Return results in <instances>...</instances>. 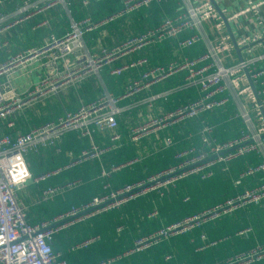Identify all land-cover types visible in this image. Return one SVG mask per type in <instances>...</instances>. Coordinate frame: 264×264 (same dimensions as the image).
I'll use <instances>...</instances> for the list:
<instances>
[{
    "label": "built area",
    "instance_id": "obj_1",
    "mask_svg": "<svg viewBox=\"0 0 264 264\" xmlns=\"http://www.w3.org/2000/svg\"><path fill=\"white\" fill-rule=\"evenodd\" d=\"M14 0H0V7ZM30 0H24L19 13L27 12L32 6ZM59 0H46L41 5L32 7L33 13L47 11ZM68 1V0H60ZM169 0H119L120 8L101 21L93 22L90 18L80 21L70 19L68 31L60 37L48 36L41 47L26 50L9 56L0 63V124L12 129L17 117L27 109H32L48 95L74 88L91 76L98 75L103 67L110 69V76L120 77L126 72L140 70L137 76L129 81L119 96L104 94L96 100L82 104L74 112H65L56 120L32 127L29 132L14 136L0 134V264H67L60 260V255L52 249L53 237L60 231L90 219L99 214L115 210L120 206L149 193H157L162 197L176 183L188 177L197 176L200 180L213 177L216 168L223 172L234 160L247 155H255L259 162L239 175L233 185L239 187L241 182L252 179L253 187L237 192L231 198L216 204L202 212L186 217L169 226L161 227L156 232L137 239L133 247L125 255L142 252L170 238L181 236L205 224L231 216L249 205L264 202V68L257 64L264 60L263 56H252L251 45L259 39L235 37L233 41L226 34L227 24L236 21L239 16L253 15L261 21L260 10L264 0L246 1L244 10L228 15L223 6L230 0H171L177 4L179 11L174 18H164L156 27L141 34L128 36L110 48L98 47L88 50L83 42L86 34L105 27L151 5H160ZM88 3L85 1L83 5ZM216 7L218 9H216ZM7 17L0 13V35L10 27L19 23H8ZM46 23H42L44 26ZM188 34L187 37L182 35ZM175 41L176 54L196 44H202L204 54L188 59L176 58L164 65L148 67L145 57L131 60L119 67L111 68L121 57L142 51L165 41ZM8 46L6 41L0 42V53ZM239 51L238 60L233 61V54ZM32 61L38 62L41 72L40 81L33 89L17 92L12 81L14 74L22 73ZM183 73V85L175 90L158 95H151L143 101L149 112L153 111V103L168 95L187 89H194L198 98L188 104L176 107L157 116H148L140 125L133 127L129 133V141L138 143L152 134L166 131L178 124L198 119L201 115L212 113L231 103L235 108L234 118H239L243 129L233 139L218 143L213 137L214 127L202 121L197 134L198 144H189L173 155L174 163L135 183L126 184L114 190L104 184V193L89 201L72 206L47 221L30 225L26 222V208L20 203L17 193L23 190L29 181L35 185L46 182L64 171L73 169L85 162L99 160L107 152L117 148L120 135L117 132V118L128 107L121 103L131 100L155 85L165 82L173 76ZM106 132L108 145L99 147L91 137V128ZM69 133L78 138L90 141L88 149L77 155H67V162L62 167L32 176L28 170L25 157L38 154L41 150L53 149L60 153L58 147L61 139ZM171 138L161 141L162 149L173 146ZM137 159L125 165L113 166L109 170L101 169L100 177L109 178L112 173L136 163ZM27 172L26 177L21 173ZM81 186L80 180H68L54 186L41 189L38 203H47L63 197ZM155 216V213H153ZM249 229L240 232L246 234ZM95 238L85 240L75 249L86 248L95 242ZM202 246L214 247L216 242L205 245V235L200 236ZM171 256L165 261L169 262ZM264 259V244L238 253L224 263L215 264H253ZM113 259L102 260L96 264H111ZM182 264V263H176Z\"/></svg>",
    "mask_w": 264,
    "mask_h": 264
},
{
    "label": "trees",
    "instance_id": "obj_2",
    "mask_svg": "<svg viewBox=\"0 0 264 264\" xmlns=\"http://www.w3.org/2000/svg\"><path fill=\"white\" fill-rule=\"evenodd\" d=\"M118 3V0H100L96 5L94 4L91 7V13L93 10H97L100 14H96L94 16L95 18H91V20L93 22H98L115 13L120 8ZM103 6L107 9L110 8V10L103 18H99L103 12L107 11L103 9ZM178 11L179 7L177 4L169 0L160 5L154 4L148 8H143V10H139V13L135 14V12L119 19L114 22V24L123 21L122 23L127 29L134 23L137 24L135 31H130L132 34L130 36H134L158 26L164 18H174ZM137 22H139V24ZM86 36L87 34L84 37ZM187 36L188 34L182 35V37ZM160 48V54L156 60L151 61L145 57L148 61V67L164 65L176 58L186 57L188 59H194L205 52L202 44H196L176 54L175 41L173 40L163 42ZM165 53L167 54L166 59H164L166 56ZM139 72L140 70H136V76ZM136 76L128 79L126 78L122 83H118L119 87L123 89V87ZM184 76L183 73H180L158 84L151 89V94L158 95L181 87L184 82ZM93 83L94 82L91 81L80 86L85 96L87 94V88H89L91 84L93 85ZM197 98L198 94L196 90H182L155 101L151 113L148 112L146 108L145 110L144 108H140L131 112L128 118L125 114L118 117L117 132L121 137L120 146L117 143V147L119 146V148L105 153L98 161L85 162L37 185V187L43 188L54 186L68 180L79 179L83 181V185L80 188L67 193L62 198H56L53 201L30 208L26 211V222L30 225H34L47 221L65 212L72 206H79L93 197L100 196L104 193V184L109 185V190H114L126 184L135 183L171 166L174 163L172 159L173 155L189 144L185 142L186 135L188 133L193 135L198 134L202 121L214 127L213 137L218 143L225 142L238 136L243 129V125L239 118H234L235 108L229 103L221 109L214 110L212 113L201 115L198 119L178 124L160 133L155 140L151 138L150 140H145L138 144H132L128 141L130 133L128 129L138 126L137 124L139 123V117L141 115H146V118L148 116H157L161 112H168L176 107L191 103ZM40 116L41 115L28 117L32 121V119L39 118ZM58 118L59 117L56 119ZM18 120L19 119H15L14 125ZM47 122L45 121L42 124ZM16 125L22 127L23 121L19 120ZM0 134H4V132ZM7 134L12 136L14 132L8 131ZM91 137L93 142L99 147L108 145V135L106 132L101 133L93 127L91 128ZM165 137L171 138L174 144L171 148L160 151L162 148L161 141ZM68 138L70 142L80 143L81 150L79 153L89 148L90 141L87 138H78L76 135L72 134ZM86 141L89 142L88 148L85 149ZM151 143H153L152 149L158 150V153H153L151 156L143 158L138 163L126 166L112 173L109 178L100 177L101 167L105 170H109L113 166L125 165L139 156L141 157L143 149H148V151H150ZM47 151L48 153L45 154V156H47L45 160L42 158L44 153L40 155L30 153L25 157L28 170L32 176L36 177L66 164L67 160L65 161L63 154L60 153L61 155L58 154L59 156H54L53 149H48ZM258 162L259 160L255 155H247L229 163L224 172L220 168H216L213 177L210 179L200 180L197 176L188 177L176 183L175 186L166 191L162 197H159L157 193H149L143 197L130 201L127 203V206L121 210L108 211L75 224L58 232L53 237L52 249L55 253L60 255V260L65 261L67 264H93L100 262L114 254L123 252L124 250L121 249V247H127L128 236H143L138 233L139 228H144L148 231L145 234L148 235L156 232L161 227L169 226L186 217L222 203L234 196L237 192L253 187L255 183L252 179L243 180L239 187H235L233 183L238 180L240 174L249 167L257 165ZM153 211H156V215L148 219L147 216ZM123 225L128 227L127 230L117 233L116 229ZM247 229H249L248 233L239 234ZM201 235H205L206 237L205 245L211 242H216V245L214 247H205L202 251H196L201 246L199 240ZM91 237H97L98 240L83 250H71L75 244L88 240ZM257 244H264V202L259 205H249L231 216L207 223L200 229H195L181 236L162 241L143 254L132 258L131 263L172 264V261H164L165 256L170 254H174V261L183 262L185 264L224 263L227 259ZM172 249L174 250L172 251ZM253 264H264V259Z\"/></svg>",
    "mask_w": 264,
    "mask_h": 264
},
{
    "label": "crops",
    "instance_id": "obj_3",
    "mask_svg": "<svg viewBox=\"0 0 264 264\" xmlns=\"http://www.w3.org/2000/svg\"><path fill=\"white\" fill-rule=\"evenodd\" d=\"M85 1L88 3L86 6L83 5V2H85ZM99 1L100 0H68V1H60L59 0L56 2V4L53 6V8H51L47 11H44L43 13H40V14L33 13L32 7L37 6V5H41L42 3L46 2V0H30L29 4L32 7L27 12H22V13H19L18 11L24 5V0H14V1H11L10 3L3 4L0 7V13L3 16L7 17L8 21H9L8 23L13 22V21H19V23L10 27L8 30H6L5 32H3L0 35V42L6 41L8 43L7 48L0 53V63L4 62L9 56H13L15 54H18V53L26 51V50H32V49H36V48L41 47L42 44L44 43V41L50 35H54L56 37L62 36L64 33H66L68 31L70 19H73L74 21H80V20L87 18V17L90 19L95 18L94 16L96 14L99 15L100 12H98L97 10L96 11L93 10L94 13H93V11L91 13V7L94 4L96 5ZM252 1L258 2L259 0H252ZM118 2H119V0H118ZM118 5H120V2L118 3ZM245 5H246V1H244V0H230L226 3H224L222 7L227 9L228 10L227 12L229 13L228 15L231 16L235 13L237 14L240 11L244 10ZM103 9H106L107 11L103 12V14L101 16H99V18H103L105 16V14L108 13V11L110 10V8L107 9V8H104V6H103ZM137 13H139V11H137L135 14H137ZM259 15H260L259 19H261L260 22H258L257 19L255 17H253V15H249V14L247 15L246 14L245 16H239L236 19V21H234L232 23V25L230 23L228 24L229 28H230L231 35H229L227 29L225 31L227 35L232 36L233 38L238 36V37H250L251 39H259L258 42L252 43L253 45H251V48H250L252 50V56H254V57L264 55V6L261 8ZM44 22L46 24L44 26H41V24ZM122 22L116 23V24L112 23L110 25H106L105 27L99 28L92 33H88L87 36L83 38V42H84L85 47L90 51L96 50L99 46L100 47L102 46L104 48H110V47L114 46L116 43L125 39L126 37L132 35L130 33V31H135V29H136L135 27L137 26V24L134 23L130 28L127 29L124 27ZM137 23L139 24V22H137ZM128 27H129V25H128ZM160 45L147 47V48L143 49L142 51L127 55L125 57H121L118 61H116L112 64L111 68L119 67L121 65L128 63L131 60H135V59H138L141 57H146V58L150 59L151 61L156 60L160 54L159 53V50L161 49ZM232 56H233L232 62H236L238 60V55L236 54V52H234V54ZM166 58H167V54L164 57V59H166ZM257 67L264 68V60L262 62L258 63ZM104 70H106V71H104ZM109 72H110V69L107 67V68L103 69L100 74L89 77L88 79L83 81L77 87L62 90V91L58 92V94H55V95H48L40 103H38L34 107H32V109L25 110L21 116L16 118V119L23 121L22 127H19L18 125H16V123L19 120L15 123V125L12 129H6L4 125L0 124V133L4 132V134H7L8 131H13L14 134H12V136H14L15 134H18V133H26V132L30 131L32 127L39 126L40 124L44 123L45 121L46 122L50 121V120L53 121L57 117L62 116L65 112H74L82 104L92 102V100L93 101L96 100L101 95H104L107 93L111 94V95H120L122 92V87L120 88L118 83H122L126 78L128 79V78H132V77L136 76L135 70H132L130 72H126L118 78L110 76ZM40 79H41V72L38 70V62L32 61V63L30 65H28V67L22 73L17 72L14 74L12 83H13L16 91L21 93V92H25L27 90L33 89L34 85H36L40 81ZM91 81H93L94 83H93V85L91 84V86H89V88H87V90H86L87 94L85 96L84 93L81 91L80 86L81 85L83 86L86 83L91 82ZM155 86H157V85H155ZM151 89L149 91H144V92L140 93V95L134 97L131 100L129 99V100L123 101L121 103L122 107H128V109L123 113L127 116V118L129 117V114L131 112H133L134 110H138L140 108H144V110L146 108L147 111L149 112L147 106L143 103V101L152 95ZM123 114L121 116H123ZM39 115H41L39 118L37 117L35 119H32V121L29 119V117H31V116L36 117ZM121 116H119V117H121ZM145 118H146V115L145 116L141 115L139 117V123L137 125H140L144 121L143 119H145ZM131 128L132 127H130L129 129H131ZM129 129H128V131H130ZM162 132H164V131H162ZM162 132H158L156 134H152L146 138H143L138 143L145 141V140H150L151 138H154L153 140H155L157 138V136ZM71 134L76 135L75 133L66 134L58 144V147L60 149V153L63 154L65 161L68 160L67 155H69V154L70 155H77V154H79V151L81 150L79 142L75 143V142L69 141L68 137ZM120 140H121V137H120ZM120 140L118 142V145L121 143ZM128 141H129V136H128ZM88 142L86 141L85 149L88 148ZM185 142H187L189 144H198L197 134L193 135V134L188 133L186 135ZM138 143H136V144H138ZM152 144L153 143H151L150 151H148V149H143V151H142L143 154L141 157L139 156L138 158H136L137 159L136 163H138L139 161H141L145 157L151 156L153 153L159 152L156 149H152ZM89 146H90V143H89ZM119 146L117 148H119ZM116 149H114V150H116ZM47 150H41L38 153V155H40L41 153L42 154L44 153L43 154L44 157L42 156V158L44 160L47 157V156H45V154L48 153ZM114 150H112V151H114ZM162 150L163 149L161 148L160 151H162ZM60 153H58V154L61 155ZM53 154H54V156H59L54 151H53ZM101 168H103V167H101ZM80 181H81V186H82L83 181L82 180H80ZM40 186H42V185H40ZM38 187H37V185L32 183V181H29L27 183L26 187L17 193V197H18L20 203L26 208L27 211L30 208L39 205L38 199H39V193H40L42 187H39V188ZM80 187H78V188H80ZM77 189H75V190H77ZM75 190H73V191H75ZM126 206H127V203L120 206L119 208H117L115 210H121L122 208H124ZM153 213H155V215H156V211H153L151 214H149L147 216V218L148 219L153 218L154 217ZM83 221H85V220H83ZM83 221H81V222H83ZM81 222H79V223H81ZM76 224H78V223H76ZM127 228L128 227L126 225L125 226L123 225V226L117 228L116 232L118 233L120 231L127 230ZM147 232L148 231H146L144 228H139L138 233L143 235V236H140V237H136L134 235L128 236L127 247H125V248L121 247V249H123L124 251L121 253L114 254L111 257L105 258L104 260L113 259V262L111 264H132L131 263L132 258H134L137 255L143 254L145 251H148L149 249L157 246V244H156V245H153V246L149 247L148 249H146L142 252L131 253V254L125 255L128 251H130L132 249L133 243L137 239L143 238V237H146V236L152 234V233H150L148 235H145ZM93 238L96 239L95 241L98 240L97 237H93ZM93 238L91 237L89 239H93ZM199 240H200V238H199ZM82 242H84V241H82ZM82 242H80V243H82ZM80 243L75 244L73 246V248H71V250L75 251V250L85 249V248L75 249V246H77ZM93 243H91V244H93ZM200 243H201V246H200V248H201L204 245L202 244L201 240H200ZM170 246H171V244H170ZM174 249H175V247H174ZM174 249H172V251ZM196 251H199V248ZM167 256L172 257L170 260V261H172V264H176V263L185 264L183 262L174 261V254H170ZM167 256H165V258ZM165 258H164V261H165ZM93 264H96V263H93Z\"/></svg>",
    "mask_w": 264,
    "mask_h": 264
},
{
    "label": "water",
    "instance_id": "obj_4",
    "mask_svg": "<svg viewBox=\"0 0 264 264\" xmlns=\"http://www.w3.org/2000/svg\"><path fill=\"white\" fill-rule=\"evenodd\" d=\"M209 1H210L211 3H213L212 0H209ZM216 9H218V8L216 7ZM225 26H226V29H227L229 35H231L229 25H228L226 22H225ZM230 37H231V40L233 41V37H232V36H230ZM236 53L239 54V51L236 50Z\"/></svg>",
    "mask_w": 264,
    "mask_h": 264
},
{
    "label": "clouds",
    "instance_id": "obj_5",
    "mask_svg": "<svg viewBox=\"0 0 264 264\" xmlns=\"http://www.w3.org/2000/svg\"><path fill=\"white\" fill-rule=\"evenodd\" d=\"M20 175H21V177H26L28 175V173L27 172H23Z\"/></svg>",
    "mask_w": 264,
    "mask_h": 264
},
{
    "label": "rangeland",
    "instance_id": "obj_6",
    "mask_svg": "<svg viewBox=\"0 0 264 264\" xmlns=\"http://www.w3.org/2000/svg\"><path fill=\"white\" fill-rule=\"evenodd\" d=\"M104 68H107V67H103L102 69H100V70L98 71V74H100L101 71H102Z\"/></svg>",
    "mask_w": 264,
    "mask_h": 264
}]
</instances>
